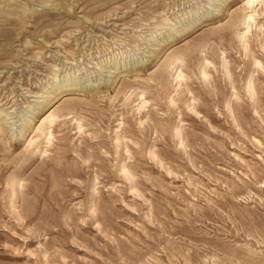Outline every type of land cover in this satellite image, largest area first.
Returning a JSON list of instances; mask_svg holds the SVG:
<instances>
[{"label":"rangeland","instance_id":"obj_1","mask_svg":"<svg viewBox=\"0 0 264 264\" xmlns=\"http://www.w3.org/2000/svg\"><path fill=\"white\" fill-rule=\"evenodd\" d=\"M242 4L0 0V264H264V2L247 51Z\"/></svg>","mask_w":264,"mask_h":264},{"label":"bare ground","instance_id":"obj_2","mask_svg":"<svg viewBox=\"0 0 264 264\" xmlns=\"http://www.w3.org/2000/svg\"><path fill=\"white\" fill-rule=\"evenodd\" d=\"M263 2H264L263 0H242V3H243L242 4V8L243 7H246V9L249 10V14L246 15V16L244 15L245 17H243V19L241 21V26H244L245 27V31H247L246 33H242L241 34V37H240V39H241V47H242L243 51H247V47L248 46L246 44L247 43L246 42V34H248L250 32V30L252 29V22H254V17L255 16H259V12L263 8V5H262ZM236 22H237V20H236L235 16L232 15L230 17V21L225 26H220V27H218L216 29V34H217V38L219 39V41H224V40L227 39V37H228V31L235 25ZM209 40L210 39L206 37V38H203L201 40H198V42H196V44H194V45H187L183 49L177 50V52L173 50L171 52V54L168 56V58H166V59H167L168 62L175 61V63L177 62V64H180V65H183L186 62H191V60L194 57V54L196 52H198V51L203 50L206 47V45L208 44ZM174 52H176V53H174ZM258 62H257V65H260L261 63L258 64ZM209 64L210 63L205 62V65L204 64H203L204 66L202 65L203 68L201 70V76L203 78H207V76H208L207 73H206V71H207L206 69H207V66ZM226 65L227 64L225 62L224 63V70L226 71L225 74H227V76H228V71H227ZM173 68H175V67H173ZM175 73H176V80H178L179 82H181L182 80H185L186 79L185 78V75H184V73H183V71L181 69L180 70L178 69ZM252 81L253 80L248 81V83L246 85V90H245L247 93H249L251 95L254 93L253 92V90H254L253 89V84L254 83H252ZM66 86H68V85H66ZM68 87H64L65 89L63 91H60V93H58L56 95V97H53L52 100L49 101L51 103L53 100H55L57 98V96H59L60 94H64V95L60 96L59 99L56 100L55 102L53 101L54 102L53 103V106L59 104L61 101L62 102H61V104H59L58 106H56L55 109L51 108V109L48 110V112L46 113L45 117H43L42 121L40 122L39 127H37V128L36 127L30 128L29 127L30 125L27 127V128H30L31 129V133L34 134V136H33V137H35L34 140H36L38 138V134L37 133L44 135V142L43 143H44L45 146H50L52 144V142H53V139H54V137H53V131H52L53 124L54 123H57L61 119L65 120L68 116H70L71 114L75 113V111L77 109L76 105L73 102L68 101L69 99H68V95H66L67 94L66 92H68V93L69 92H73V90L69 89ZM60 88H62V87H60ZM74 88H75V86H74ZM144 104H146V102H143V105ZM143 105L139 107V110L143 108ZM189 107H190V105H189ZM190 109H191V107H190ZM3 117H7L6 115L4 116V111L3 112H0V122L3 121ZM79 124L80 123L77 122V126ZM26 126H25V128H26ZM78 127L80 128V125ZM58 128H60V124L56 126V129H58ZM26 133H27V129L23 132V134L21 133L22 134L21 136L22 137L25 136ZM179 140H180V138H179ZM30 143L31 144L33 143V138H31ZM46 148L47 147H44V150H39L38 149L36 153L45 154L46 151H47ZM150 154H153V153H150ZM153 155H155V154H153ZM20 182H21L20 179L19 180L18 179H15L11 183L10 186H11V196H12V198L15 195L16 189H18L19 186L21 187Z\"/></svg>","mask_w":264,"mask_h":264}]
</instances>
